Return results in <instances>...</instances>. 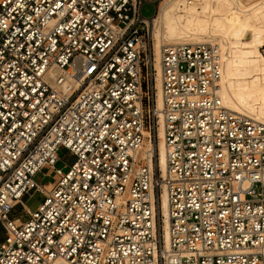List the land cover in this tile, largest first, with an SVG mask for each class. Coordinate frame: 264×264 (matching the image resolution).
<instances>
[{"label": "built area", "instance_id": "built-area-1", "mask_svg": "<svg viewBox=\"0 0 264 264\" xmlns=\"http://www.w3.org/2000/svg\"><path fill=\"white\" fill-rule=\"evenodd\" d=\"M155 1L0 0V264H264V123L223 103L217 42L157 59Z\"/></svg>", "mask_w": 264, "mask_h": 264}, {"label": "bare ground", "instance_id": "bare-ground-1", "mask_svg": "<svg viewBox=\"0 0 264 264\" xmlns=\"http://www.w3.org/2000/svg\"><path fill=\"white\" fill-rule=\"evenodd\" d=\"M149 23L157 59L165 44L217 42L224 57L219 92L223 103L264 123V54L261 51L264 47V0H162ZM159 74L158 108L162 106ZM159 136L160 165L165 170L166 148L161 121ZM161 208L168 247L166 191L162 194Z\"/></svg>", "mask_w": 264, "mask_h": 264}, {"label": "rangeland", "instance_id": "rangeland-1", "mask_svg": "<svg viewBox=\"0 0 264 264\" xmlns=\"http://www.w3.org/2000/svg\"><path fill=\"white\" fill-rule=\"evenodd\" d=\"M161 1L162 0H157L153 3L152 2H146L142 7V14L147 18H151L152 16H154L155 13H157V10H158L159 5L161 4ZM153 40L155 43V39H153ZM195 42H198V41H195ZM200 42H207V41H200ZM261 51L264 54V47L261 48ZM59 156H60L59 162L56 165V167H58V168L64 167V169H68L69 164L71 162H73L74 157L71 155V153L69 151H67L64 148H61V150L59 151ZM56 178H57V176H56L55 172L49 167L42 169L35 176L36 182H38L40 184H48L50 182H54ZM43 200H44L43 194L41 192H38V191L31 192L23 198V202L31 210H35L43 202ZM11 217L12 218H17V217L24 218V217H26L25 209L23 208V206L18 205L15 208V210L13 211Z\"/></svg>", "mask_w": 264, "mask_h": 264}]
</instances>
